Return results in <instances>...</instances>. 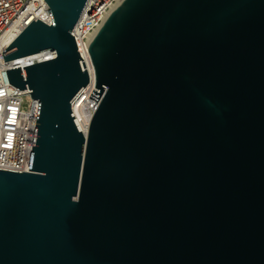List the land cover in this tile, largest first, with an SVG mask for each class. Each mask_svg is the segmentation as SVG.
<instances>
[{
  "label": "water",
  "instance_id": "1",
  "mask_svg": "<svg viewBox=\"0 0 264 264\" xmlns=\"http://www.w3.org/2000/svg\"><path fill=\"white\" fill-rule=\"evenodd\" d=\"M46 1L3 51L55 56L7 69L39 107L29 170L0 169V264H264V0H122L87 136V0Z\"/></svg>",
  "mask_w": 264,
  "mask_h": 264
},
{
  "label": "built area",
  "instance_id": "2",
  "mask_svg": "<svg viewBox=\"0 0 264 264\" xmlns=\"http://www.w3.org/2000/svg\"><path fill=\"white\" fill-rule=\"evenodd\" d=\"M121 1L87 0L72 30L90 75L87 86L71 102L75 125L86 136L99 103V99L90 98L96 87V77L88 48L103 22ZM38 19L47 23L52 21L46 0H0V169L22 172L30 168L39 101L31 97L28 87L20 89L10 83L7 69L21 66L24 74L23 66L53 58L55 53L46 51L5 61L3 51Z\"/></svg>",
  "mask_w": 264,
  "mask_h": 264
},
{
  "label": "bare ground",
  "instance_id": "3",
  "mask_svg": "<svg viewBox=\"0 0 264 264\" xmlns=\"http://www.w3.org/2000/svg\"><path fill=\"white\" fill-rule=\"evenodd\" d=\"M39 15L41 14V11L38 13ZM43 18H45L46 19V17H43ZM12 37V36H11ZM46 55H49V54H46ZM90 70L91 71H93V68H92V66H91V64H90ZM80 97V96H79ZM79 97L75 100V102H74V105L76 104V102L79 100ZM79 107V106H78ZM76 111V110H75Z\"/></svg>",
  "mask_w": 264,
  "mask_h": 264
}]
</instances>
